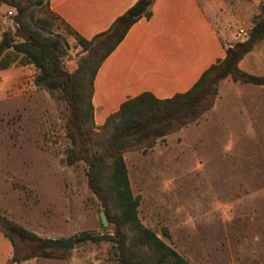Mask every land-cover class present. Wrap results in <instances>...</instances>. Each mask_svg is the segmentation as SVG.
<instances>
[{"label":"rangeland","instance_id":"374dc122","mask_svg":"<svg viewBox=\"0 0 264 264\" xmlns=\"http://www.w3.org/2000/svg\"><path fill=\"white\" fill-rule=\"evenodd\" d=\"M13 1L24 7L34 29L61 41L66 69L73 72L83 62L95 65L103 50H83L45 4ZM223 2L220 9L230 30L224 43L230 48L245 40L236 39L240 29L249 33L263 17L264 0L251 1L249 9L240 0ZM16 14V7L0 1V41L7 32L21 40ZM39 21L57 27L46 31ZM10 67L0 73V215L50 240L83 231L112 232L110 223L102 224L101 202L90 188L85 163L67 162L72 143L66 99L36 84L33 64L17 60ZM237 67L264 75V39ZM22 75V84L14 80ZM215 86V104L198 122L146 151L125 153L133 192L140 197V219L188 264H264V85L229 74ZM15 240L16 254L31 257L30 264H119L108 241L48 247L51 257L44 258L29 240Z\"/></svg>","mask_w":264,"mask_h":264},{"label":"trees","instance_id":"16d2710c","mask_svg":"<svg viewBox=\"0 0 264 264\" xmlns=\"http://www.w3.org/2000/svg\"><path fill=\"white\" fill-rule=\"evenodd\" d=\"M0 1L16 7L14 21L22 37L16 40L11 32L4 34L0 41V70L10 67L17 60L22 64H33L38 71L36 84L49 91H59L66 99L70 109L66 129L72 143L67 162L85 163L90 188L100 200L102 211L113 229L112 232L75 235V243L87 240L111 242L119 264H188L183 255L141 221L140 197L133 192L125 153L146 151L168 135L198 122L214 106L217 94L215 83L226 75L230 74L241 82L264 85V75L240 72L237 67V62L264 39V14L254 23L247 39L227 48L226 57L204 71L188 91L165 99L144 92L126 100L118 111L97 126L92 103L96 72L132 25L141 18L151 17L155 0H138L108 30L90 40L74 32L83 50L103 51L94 66L83 62L73 72L64 65L66 51L60 40L44 36L34 29L20 4L13 0ZM36 3L44 5L43 0H36ZM52 16L55 17L54 14ZM38 25L49 30L48 23L39 21ZM0 231L13 245V264L31 258L16 254L15 237L35 244L41 250L37 256L44 258L51 257L46 248L61 249L52 246L50 239L41 238L2 215ZM164 234L170 237L167 230Z\"/></svg>","mask_w":264,"mask_h":264},{"label":"crops","instance_id":"0c3cea01","mask_svg":"<svg viewBox=\"0 0 264 264\" xmlns=\"http://www.w3.org/2000/svg\"><path fill=\"white\" fill-rule=\"evenodd\" d=\"M43 1L66 33L76 32L90 40L108 30L138 0ZM240 1L249 9L251 1L260 0ZM223 3L155 0L151 17L134 23L96 72L92 97L96 124L102 125L126 100L144 92L165 99L188 91L204 71L223 60L227 50L224 39L230 33L226 29L229 21H223L220 9ZM230 17L239 22L236 14L230 13ZM54 25L57 27L50 23L49 29ZM14 80L22 84L25 79L22 75ZM13 254L12 243L0 231V264H13Z\"/></svg>","mask_w":264,"mask_h":264},{"label":"water","instance_id":"95a60500","mask_svg":"<svg viewBox=\"0 0 264 264\" xmlns=\"http://www.w3.org/2000/svg\"><path fill=\"white\" fill-rule=\"evenodd\" d=\"M101 220L104 227H107L109 225V222L107 220V217L104 213V211H101ZM88 231H83L79 234V236L86 235ZM75 237L71 236L64 240H51V245L57 248L61 249H73L75 247Z\"/></svg>","mask_w":264,"mask_h":264},{"label":"built area","instance_id":"2783aa9c","mask_svg":"<svg viewBox=\"0 0 264 264\" xmlns=\"http://www.w3.org/2000/svg\"><path fill=\"white\" fill-rule=\"evenodd\" d=\"M248 36H249V33L246 30L240 29L237 32L236 39H247Z\"/></svg>","mask_w":264,"mask_h":264}]
</instances>
